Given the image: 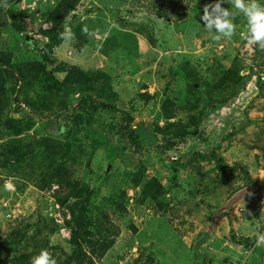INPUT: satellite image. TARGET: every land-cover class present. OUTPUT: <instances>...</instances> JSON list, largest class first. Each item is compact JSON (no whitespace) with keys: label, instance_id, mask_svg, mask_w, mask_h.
I'll return each instance as SVG.
<instances>
[{"label":"rangeland","instance_id":"rangeland-1","mask_svg":"<svg viewBox=\"0 0 264 264\" xmlns=\"http://www.w3.org/2000/svg\"><path fill=\"white\" fill-rule=\"evenodd\" d=\"M38 1L45 2L20 0L13 8L16 11L26 8L30 11L37 10ZM53 1L51 0V3ZM114 3L115 0L102 2L85 0L84 5L76 13L81 16V20L85 18L82 11L89 8L88 5L110 9L105 14L107 19L105 31L101 34L97 32L81 52L76 51L73 40H64L53 51L56 63L59 65H76L85 71L100 70L103 74L100 80L104 79L103 82L110 86L106 91L115 95L112 100L117 112H99L94 118L91 129L88 130V135L86 137L80 135L87 151L95 148V154L88 169L85 168L86 166L83 167L84 162L80 165L79 176L82 173L83 183L90 190L100 189L98 196L90 197V202L97 207L94 211L95 217H98V209L104 205V198L108 197L115 188L125 189L130 198L126 204L127 216L129 215L132 221L137 223L140 230L131 235L130 230L122 227L113 249L102 261L95 264H134L135 260L140 258L139 252L143 248H148L147 254L152 248L159 252L160 256H156V259L160 264H204L205 260L206 264H252L261 246H256V251L251 253L245 248L243 241L256 236L260 233L259 230L264 228V202L261 201L264 196V152L257 148V145L254 147V144H258L264 149V90L255 87L254 77L258 75V71L264 72L262 63L264 50L246 45L241 35L246 29L244 23L246 20L242 16H236L233 20L236 32L231 40L222 39L217 42L213 40L214 32L206 31L200 34L197 21L186 25L188 21L174 23L168 20L169 24H165L164 20H157L154 14L148 15L143 7H132L131 10L128 6L116 13ZM258 3L264 6V0H258ZM228 4V9L234 11L232 5ZM74 15L71 14L70 18ZM116 15L127 23L138 20L151 28L158 40L165 39L167 43L172 44V47L164 49L158 46L153 50L154 61L148 66L144 65V56L133 59L125 51L117 52L112 44L105 45L108 42L106 37L114 26L112 19ZM94 16L95 14L91 15L92 18ZM23 20L25 32L21 34L22 38L32 46L35 45L34 41L42 43L47 41L37 31L39 28H50L49 24L43 22L41 16L36 15L34 19L28 16ZM119 30L122 33L130 32L127 29ZM7 35L5 31L0 33V49L7 41ZM134 35L139 36L137 33ZM147 44L148 42L140 35L137 46L142 55L149 54L150 45ZM235 58L240 68V77L251 75L243 90L224 106L215 103V106L219 107L215 112L210 113L212 111L210 105L202 108L206 117L198 125L200 137L188 136L183 140H176V146L172 148H163L162 137L153 136L152 126L156 123L159 126L163 125L160 113L166 97L180 103L187 93V86L181 74L173 81L170 80L171 70L179 73L178 66L188 61L192 66L200 68V74L207 79L209 75L207 68L215 66L213 69L216 70L219 65L228 69L233 66ZM251 69L254 71V76ZM261 74L264 76V73ZM58 77L62 78L64 74L60 73ZM167 85L169 88L165 89ZM144 92L154 95L153 101L145 104L140 100L139 96ZM123 111L132 114L133 120L130 125L132 128L141 127L143 135L147 138L145 141L148 142H144L138 152L130 147L122 130L125 125ZM198 111L201 113V108ZM51 119L49 117L48 121ZM64 125H66L65 129L68 128L67 123ZM57 128V125L50 124L47 131ZM225 135L229 137L223 140L222 137ZM151 140H155L156 145L155 143L151 145ZM257 140L259 142H256ZM197 154L215 157L212 160L211 156L205 155V160L201 161L199 158L202 156ZM187 161L193 164L185 169L182 168ZM236 164L246 166L251 181L249 186L245 185L244 180L239 179L243 173L235 166ZM216 165L225 169L223 173L226 171L227 174H231L229 177L232 180L224 184L226 187L206 198L204 185L210 179L217 180L222 173ZM141 166L145 168L146 177H156L165 187L169 185V179L174 174L172 167L176 166L177 184L180 187L170 189L171 193L166 197L174 199V204L181 201V204L177 205V213L186 221L185 225L179 226L173 221L167 227L177 230L178 235L163 230V235H159L157 239L146 224L151 211H145L143 216V209L132 210L131 197H134L135 190L132 189L131 179ZM233 168L235 170H231ZM8 171L9 168L0 167L1 175L7 178L0 184V232L2 233L0 237L4 239L15 228L24 231L25 237H28L34 219L39 218L46 223L44 232L48 229L52 231L50 241L53 246L58 245L64 253H68L71 229L66 222L71 217L68 210L57 205L54 200L53 193L57 186L52 185L43 192L28 187L23 193H19L10 181V177L6 176ZM199 173L206 174L199 180L200 186L193 184ZM208 203L210 208L207 206ZM250 205L255 207L252 211L248 208ZM258 211L261 215H258L260 214ZM20 217H26L23 223L28 225V228L26 226L18 228L17 222ZM180 234L183 237H180ZM233 238L240 239L242 250L245 251L242 256L239 255V252L242 254L241 247L233 242ZM23 244L24 240L20 242V246ZM0 245V264H15V258L23 253L21 249L9 247L2 241ZM48 252L51 254L50 251ZM64 253L57 250L54 257L57 259ZM259 262L264 264L263 261L259 260ZM26 263L28 260L24 264Z\"/></svg>","mask_w":264,"mask_h":264},{"label":"trees","instance_id":"trees-1","mask_svg":"<svg viewBox=\"0 0 264 264\" xmlns=\"http://www.w3.org/2000/svg\"><path fill=\"white\" fill-rule=\"evenodd\" d=\"M18 1L20 0H0V33L2 31L8 33L7 41L0 49V167L9 168L6 176L10 177L19 193H23L28 187L43 192L52 185L57 186L53 197L57 205L67 209L70 214L71 218L66 225L71 229V239L68 242L69 252L64 253L60 246H53L51 243L52 231L48 229L44 232L46 223L35 218L28 237H25L24 231L15 228L4 239L0 237V241L23 252L15 258V264H24L27 260L26 264H30L32 257L44 249L51 252L56 264H95L102 261L113 249L122 227L130 230L131 235L140 230L137 223L127 216L126 204L130 198L125 189L115 188L104 198V205L98 209V217H95L94 211L97 207L90 202V197L98 196L100 189L90 190L83 183L82 173L79 176L80 165L84 162L83 167L86 166L88 169L95 154V148L87 151L81 136L88 135V130L91 129L99 112H117L112 100L115 95L106 91L110 86L103 82L104 79L100 80L103 77L100 70L85 71L76 65H59L53 51L66 40L62 39L60 34L70 28L74 34V39H71L74 41V48L81 52L97 32L101 34L105 31L107 27L105 14L110 9L88 5L89 8L82 11L85 18L81 20V16L76 13L84 5L85 0H54L53 3L51 0H44V3L38 1L39 9L33 11L27 8L16 11L13 6ZM211 3H215V0H115L113 5L116 13L128 6L131 10L132 7H143L148 15L154 14L157 20H164L165 24H169V21L174 23L188 21L185 23L187 25L197 21L198 31L202 35L207 30L203 27L200 16L203 14L204 5ZM222 6L228 8L229 4L225 2ZM73 13L75 15L70 18ZM92 14H95L93 18ZM36 15L41 16L43 22L49 24L50 28H39L38 33L47 41L44 43L34 41L35 45L32 46L21 34L25 32L23 19L28 16L34 19ZM112 20L114 26L106 37L108 42L105 45L112 44L117 52L125 51L133 59L144 56V65L148 66L154 61L153 50L158 46L164 49L172 47L165 39L158 40L153 30L138 20L127 23L118 15ZM244 23L246 25V21ZM119 29H127L130 32L122 33ZM134 32L139 36H135ZM140 35L148 42L147 46L150 45L149 54L142 55L139 52L137 42ZM117 39L120 40L111 43ZM262 63L264 65V60ZM232 65L228 69L219 65L216 70L213 69L215 66L207 68L209 72L207 79L200 74V68L192 66L188 61L178 66L179 73L171 70L170 80L173 81L181 74L187 86V93L180 103L166 97L160 113L163 125L159 126L156 123L152 126L153 136L162 137L163 148H172L176 146V140H183L188 136L200 137L198 125L206 117L202 108L210 105L212 110L210 113L215 112L219 108L215 103L224 106L243 90L251 75L240 77L236 58ZM251 70L254 76V71ZM60 73L64 74V77L59 78ZM261 73L264 72L258 71V75L254 76L255 87L258 90H264V76ZM168 85L165 89L169 88ZM154 98V95L147 92L139 96L145 104ZM200 108L201 113L198 111ZM122 116L125 122L122 130L130 147L138 152L142 149L143 143L148 142L145 141L147 138L143 135L141 127L132 128L130 125L133 120L132 114L123 111ZM49 117L52 118L50 121ZM64 123L68 124V128L65 129ZM50 124L57 125L58 128L47 131ZM228 137L225 135L222 139ZM155 142L151 140V145ZM255 146L264 152L263 147L258 144H254ZM205 155L208 154H197L202 156L199 158L201 161L205 160ZM208 156H211L212 160L215 157ZM190 164L193 163L187 161L182 168L185 169ZM235 166L243 173L239 179L244 180L245 185L249 186L251 181L246 166L241 164ZM172 168L174 174L169 179L167 187L161 185L156 177H146L143 166L137 169L131 179L132 189L135 190L134 197H131L132 210L140 208L143 209L142 213L151 211L146 224L157 239L159 235H163V230L177 232L170 227L167 228L169 223L176 221L179 226L186 223L177 213V205H180L181 201L174 204V199L166 197L170 195V189L180 187L177 184L176 166ZM217 168L222 173L217 180L210 179L204 185L206 198L214 195L217 190L224 188L227 181L232 180L229 177L231 174H227L226 171L223 173L225 169L222 166ZM203 176L206 174L199 173L193 184L200 186L199 180ZM5 180L7 178L0 173V184ZM194 188L198 189L196 186ZM207 206L210 208L209 203ZM248 208L252 211L255 207L250 205ZM258 212L260 213L258 215H261V212ZM25 219L26 217H20L17 222L18 228L28 226L23 223ZM259 231L264 233V228ZM256 237L257 235H254L248 240L244 239L243 244L248 252L256 251ZM23 240L24 244L20 246ZM233 242L241 247L242 254L239 252V255L242 256L245 251L242 250L240 239L233 238ZM57 250L64 254L56 259L54 254ZM147 251L148 248L140 249V258H137L134 264L158 263L156 256H160L159 252L153 248L148 254ZM257 253L252 264H262L259 260L264 262V246L259 247Z\"/></svg>","mask_w":264,"mask_h":264},{"label":"clouds","instance_id":"clouds-1","mask_svg":"<svg viewBox=\"0 0 264 264\" xmlns=\"http://www.w3.org/2000/svg\"><path fill=\"white\" fill-rule=\"evenodd\" d=\"M226 0H215V3L205 4L200 21L209 33H215L214 41L222 39L231 40L235 35L236 25L233 20L236 16H242L246 20V29L241 34L248 47H258L264 50V6L258 0H227L232 5L234 11L223 7ZM62 39H74L71 29H67L60 34ZM256 246H264V233H258ZM30 264H56V260L46 250L32 257Z\"/></svg>","mask_w":264,"mask_h":264},{"label":"built area","instance_id":"built-area-1","mask_svg":"<svg viewBox=\"0 0 264 264\" xmlns=\"http://www.w3.org/2000/svg\"><path fill=\"white\" fill-rule=\"evenodd\" d=\"M262 197H263V198H262ZM262 197H261V198H262V200H261V201H263V202H264V196H262ZM261 198H260V199H261Z\"/></svg>","mask_w":264,"mask_h":264},{"label":"water","instance_id":"water-1","mask_svg":"<svg viewBox=\"0 0 264 264\" xmlns=\"http://www.w3.org/2000/svg\"><path fill=\"white\" fill-rule=\"evenodd\" d=\"M64 126H66V125H64Z\"/></svg>","mask_w":264,"mask_h":264}]
</instances>
